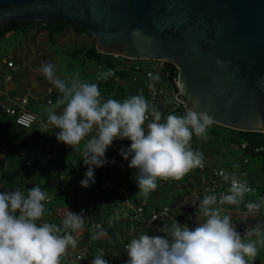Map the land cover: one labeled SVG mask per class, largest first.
<instances>
[{"label": "clouds", "instance_id": "9594fccd", "mask_svg": "<svg viewBox=\"0 0 264 264\" xmlns=\"http://www.w3.org/2000/svg\"><path fill=\"white\" fill-rule=\"evenodd\" d=\"M38 71L61 94L54 104L49 103L46 124L59 129L55 133L59 142L73 149L79 146L87 166L81 187L96 183L95 169L115 163L107 159L106 152L117 139L131 141L129 147L120 149V155L135 170L133 178L145 196L158 188V180H178L204 167V153L193 149L191 141L194 135L207 138L214 123L207 111L190 109L183 115L169 113L162 119V113L149 103L142 90L122 101L105 99L97 83L77 75L61 78L52 62L43 63ZM114 75L109 68L101 79ZM61 106L62 110L57 111ZM224 180H230L226 193L217 197L213 192L200 200L203 219L195 227L181 226L174 219L166 235L144 232L133 237L126 246V264H249L248 258L255 255L259 242L249 237L259 235L264 226L241 235L231 217L222 214L225 210L220 206L239 205L252 191L246 180L227 175ZM47 200L48 194L40 184H34L27 194L19 189L0 190V264H61L68 247L76 246L73 232L84 225L83 211L67 213L62 220V234L57 225L42 220ZM245 207L249 213L259 212L264 208V197L247 202ZM103 235L98 231L91 238L99 240ZM91 264L109 262L97 255Z\"/></svg>", "mask_w": 264, "mask_h": 264}, {"label": "water", "instance_id": "95a60500", "mask_svg": "<svg viewBox=\"0 0 264 264\" xmlns=\"http://www.w3.org/2000/svg\"><path fill=\"white\" fill-rule=\"evenodd\" d=\"M66 23L99 53L172 63L185 110L264 133V0H0V26Z\"/></svg>", "mask_w": 264, "mask_h": 264}, {"label": "crops", "instance_id": "0c3cea01", "mask_svg": "<svg viewBox=\"0 0 264 264\" xmlns=\"http://www.w3.org/2000/svg\"><path fill=\"white\" fill-rule=\"evenodd\" d=\"M32 29H30L28 36L23 35L26 38L25 44H20L19 47L15 48L14 56L0 57V90L3 92L2 98L28 96L29 109L32 95L34 94L36 98H40L38 96L39 89L37 88V83L27 80L23 67L15 61L17 59L15 57L21 55L23 48L27 45V37L32 34ZM15 33L10 32L5 38H10ZM5 59H14L13 61L16 64V69L12 71V79L10 81H5L3 77V60ZM139 61L150 62L149 60ZM138 64L144 70L153 73L151 80H148L144 73L139 76L137 82L132 81L131 77L133 75L128 78L119 77L120 80H117V78L113 80L114 88L110 90L105 89L100 84L101 81H99L98 77L97 84L103 97L105 99L112 97L122 101L126 97L136 95L142 90L149 103L162 113V119H165L169 113L181 115L171 93L156 100H152L150 97L152 86L166 84L161 74L163 66L156 70L149 63L150 66H145L139 62ZM96 67L100 69V65H96ZM101 71L103 72V69ZM156 75L160 77L159 80L154 79ZM150 84L152 85L151 87H149ZM54 91L47 89L46 92L47 100L51 99L52 103V93ZM47 100L41 101L48 104ZM62 107L59 111L62 110ZM34 113L38 117L36 124L30 129H23L17 126L11 117L0 111V137H2L0 140L8 142L10 146L29 147L30 152L37 154L41 158L44 155L35 146L41 142L43 135H46L45 131L52 129L53 126L46 124V111L39 110ZM149 119H151L150 116ZM209 129L207 138L194 135L191 141L193 149L204 153V170L195 168L178 180H158V188L147 196L139 192L134 178H128L129 175L134 174L135 170L129 168L128 162L120 155V149L129 147L131 144V141L127 139H117L113 142V145L106 152V157L109 161L115 160V163H108L101 168L95 169L96 183L86 189L80 185V181L84 178L87 171V166L81 158L79 146L73 149L71 146L59 142L57 151H47L45 153L46 159L53 162V165L37 168L30 174L31 176L24 177L32 185L40 184L42 188L46 187L48 196L52 198L51 201L46 202L44 220H54L62 224V220L69 211L80 213L81 210H84L85 216V226L73 234L78 243L75 247H68L62 264H75L78 256L81 257L78 259H82L81 255L75 257L78 251L87 255L88 253H99L101 255L100 250L102 248L107 249L110 254L116 257V260H125L126 258L125 261L127 262L129 257L124 245L128 244L133 237L144 232L152 235H166L167 229L174 219L181 226L188 224L190 227H195L203 219V216L199 214V202L205 195L212 193L209 188V179L215 169H225L228 175H233L239 170H245L248 173L247 182L253 188L250 193L245 195L244 201L239 205L225 204L220 206L225 210L222 214H227L231 217L232 223L241 235L246 230L254 229L258 225L264 226V208H261L259 212L249 213L245 207L247 202L256 201L264 197V174L261 172V159L236 149V144H227L226 139L231 137V132L218 128ZM214 130L216 133L213 132ZM52 139L53 137H48V141ZM28 159L30 162L28 166L31 167L34 164V158L29 156ZM245 159H248L247 163H244ZM18 166L19 164H17ZM103 183L113 184L118 190L109 197H103L99 190V186ZM225 184H227V181ZM62 186L65 188V192H60ZM120 189L126 190V193L120 191ZM128 202L135 205L145 204L149 209L155 210L169 207L171 214L163 223L136 222L127 208ZM104 226L105 231H103ZM98 231H103L105 235L99 239L100 244L97 242L98 240L96 241L98 248L96 246L93 248L91 244L87 243V240H93L91 238L92 234ZM249 239L259 241L257 243V252L253 257L248 258L253 260L250 262L254 264L259 261L257 260L258 255L264 259V227H262L259 235L254 234Z\"/></svg>", "mask_w": 264, "mask_h": 264}, {"label": "rangeland", "instance_id": "374dc122", "mask_svg": "<svg viewBox=\"0 0 264 264\" xmlns=\"http://www.w3.org/2000/svg\"><path fill=\"white\" fill-rule=\"evenodd\" d=\"M27 38V45L23 50L21 49V55L15 57L17 58L15 61L23 67L24 73L27 75V80L29 82L34 81L37 83V88L39 89L38 96H40V98H36L33 94L32 100L30 101V110L32 112H37L39 110L47 112L49 105L43 102L48 98L46 95L47 89L53 91L56 90L52 93L53 104L57 100V97L61 95L43 73L38 71L43 63L52 62L56 66L57 75L61 78L65 77V75L69 78L73 75H77L81 80L90 83H97L98 77L103 73L98 67H96L97 64L90 60H75L66 55L67 52H70L74 48L96 46V39L90 34L77 33L69 26L63 32L59 33L56 37L55 43L51 44L48 40V32L46 30L35 28L32 29V34ZM25 40L26 38L20 31L16 32L10 38L0 39V57L14 56L15 48L19 47L20 44H25ZM140 63L145 66H150L149 64H151L156 70L163 65V62L161 61H140ZM116 84L118 85V83ZM174 94V101L180 102L176 99ZM181 104L182 103L180 102V105ZM60 108H58L57 111H59ZM212 127L213 126L210 128L212 129ZM58 131L59 129L53 128L46 130V135H43V138L40 140L41 142L35 146L45 158L43 156L40 158L37 154L30 152L29 147L10 146L8 142L0 140V145L5 146L8 150L7 154L0 156V190L19 189L26 194L25 188H31L33 185L27 182L24 177L31 176L30 174H32L37 168L53 165V162L46 159L45 153L50 150L57 151L59 141L56 139L55 133ZM49 136L53 137L51 141H48ZM0 139H2V137H0ZM29 156L34 158V164L31 167L27 165ZM17 164H19L18 167ZM3 173H6L8 180L2 179ZM42 220H44V216L42 217ZM103 231H105V226L103 227ZM96 241L97 240H87V243L91 244L93 248H95V246L98 248L97 242H99V244L101 242L100 240ZM100 253L106 260H108L109 264H126V258L125 260H116V257L110 254L107 249L105 250V248H102ZM77 255H81L82 259L76 258L75 264H91V261L95 258L80 251L75 254V257ZM257 260L259 261L254 264H264L262 256L258 255ZM250 261L253 260L249 259V264H252Z\"/></svg>", "mask_w": 264, "mask_h": 264}, {"label": "built area", "instance_id": "2783aa9c", "mask_svg": "<svg viewBox=\"0 0 264 264\" xmlns=\"http://www.w3.org/2000/svg\"><path fill=\"white\" fill-rule=\"evenodd\" d=\"M122 61L120 62L119 71H128L133 72L132 81L137 82L139 80V74L140 73V67L138 66L137 62L138 60L134 59H128L122 57ZM3 68H4V80L10 81L12 79V71L16 69V64L11 59H5L3 60ZM100 70L103 68L100 66ZM143 69V68H142ZM146 75V78L148 80H151L153 78V73L151 71L143 70L142 74ZM151 74V75H150ZM120 79L117 77V80ZM101 76L99 77V81H101ZM170 91V92H169ZM173 90H170L166 84L158 85V86H152L150 90V97L152 100H156L158 98H163L167 96L169 93L171 95L174 94ZM2 91L0 90V111L6 114L7 116L11 117L15 124L23 129H30L32 128L37 120V115L32 112L29 109V97L28 96H22V97H16V98H10V97H4L2 98ZM174 97V96H173ZM51 99L47 100V103L49 104ZM177 107L180 106V102H176ZM249 147L247 142H242L239 145H236V149L241 150L244 152ZM263 150V147H258L254 149L255 153L260 152ZM8 150L5 146L0 145V156L7 154ZM248 159L244 160V163H247ZM30 162H27V165H29ZM205 166L203 168H199L200 170H204ZM227 175L230 178L235 176L239 179L246 180L248 177V173L245 170H239L236 171L233 175H228L227 171L225 169H215L211 173V177L209 179V188L210 191L215 193L217 197H219L220 193H226V190L228 187H230V180L227 181V184H225L224 176ZM129 179L133 178V174L129 175ZM248 183V182H247ZM251 189L252 185L248 183ZM99 190L101 193V196L103 197H109L112 194H114L118 189L113 184L103 183L99 186ZM120 191L126 193V190L120 189ZM60 192H65V188L62 186L60 188ZM250 193V192H249ZM51 197L48 196V200L46 202L51 201ZM127 208L130 211L132 218L136 222L140 223H163L165 220L170 217V209L169 207H163L159 210L155 209H149L145 204L141 205H135L130 202L127 204ZM83 211L84 214V210ZM80 211V212H81ZM126 245H124V249L126 250ZM78 258H81L78 256Z\"/></svg>", "mask_w": 264, "mask_h": 264}, {"label": "trees", "instance_id": "16d2710c", "mask_svg": "<svg viewBox=\"0 0 264 264\" xmlns=\"http://www.w3.org/2000/svg\"><path fill=\"white\" fill-rule=\"evenodd\" d=\"M72 27L77 33H87L89 34L85 29H82L79 26L76 25H70L66 23H56L53 25H42L38 23H34L32 21L28 22H19L16 20H12L3 26H0V39L5 38V36L10 33V32H21L24 36H28L30 29L36 28V29H42L46 30L48 32V40L51 44L55 43L56 37L59 33L63 32L67 27ZM67 56H69L72 59H78V60H90L97 65L102 66L103 72L106 71L107 69L111 68L113 69L115 75L110 77L107 80H101V85L104 86L105 89H110L112 90L114 88L113 80L116 79L117 77H122V78H128L131 75H133V72H128V71H119V66L120 62L122 61V57H117L114 58L112 55H106L99 53L96 49V46L93 45L91 47H82V48H74L70 52L66 53ZM140 63V61H137ZM140 67V73L139 76H142V72L144 69L143 67L138 64ZM161 74L162 78L164 80V83L168 86L170 90H173V92L177 95L179 92L178 86H177V79H178V69L177 67L172 64V63H164V66L161 68ZM132 78V77H131ZM179 112L181 115H183L186 110L184 106L181 104L179 107ZM212 128H218V129H225L229 132H231V137H228L226 139L227 144H232V145H239L242 142H247L249 147L244 151L245 154L252 155L259 157L261 159V172L264 174V133L262 132H249V131H238V130H233L229 128L222 127L220 125H217L215 123L212 124ZM213 132L216 133L214 130ZM258 147H263V150H261L258 153L254 152L255 148ZM2 179H7L8 177L6 176V173L2 174ZM29 188H25L26 194L27 190ZM45 191H47L46 187H43ZM50 223H53L57 225V227L61 230V233L65 231L63 228V225L57 221L54 220H44ZM89 223V222H88ZM85 225H83L84 227ZM71 231V230H69ZM76 232V231H75ZM73 232V234L75 233ZM92 254V253H91ZM88 253V255H91ZM100 255L99 253H94L91 256H97ZM64 261V256L62 257L61 264Z\"/></svg>", "mask_w": 264, "mask_h": 264}, {"label": "flooded vegetation", "instance_id": "af4514ba", "mask_svg": "<svg viewBox=\"0 0 264 264\" xmlns=\"http://www.w3.org/2000/svg\"><path fill=\"white\" fill-rule=\"evenodd\" d=\"M149 61H153V60H149ZM162 66H164V63H163V65Z\"/></svg>", "mask_w": 264, "mask_h": 264}]
</instances>
